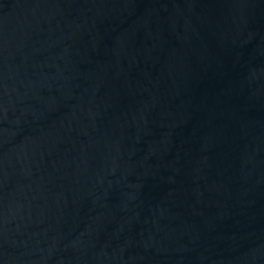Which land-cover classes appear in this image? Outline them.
Listing matches in <instances>:
<instances>
[{"label":"water","instance_id":"water-1","mask_svg":"<svg viewBox=\"0 0 264 264\" xmlns=\"http://www.w3.org/2000/svg\"><path fill=\"white\" fill-rule=\"evenodd\" d=\"M0 264H264V0H0Z\"/></svg>","mask_w":264,"mask_h":264}]
</instances>
